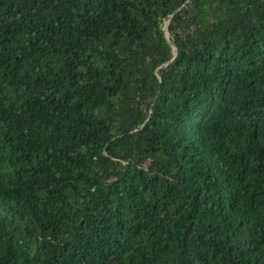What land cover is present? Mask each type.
<instances>
[{"label": "trees", "instance_id": "trees-1", "mask_svg": "<svg viewBox=\"0 0 264 264\" xmlns=\"http://www.w3.org/2000/svg\"><path fill=\"white\" fill-rule=\"evenodd\" d=\"M0 264H264V0H0Z\"/></svg>", "mask_w": 264, "mask_h": 264}, {"label": "water", "instance_id": "water-1", "mask_svg": "<svg viewBox=\"0 0 264 264\" xmlns=\"http://www.w3.org/2000/svg\"><path fill=\"white\" fill-rule=\"evenodd\" d=\"M168 24H169V20L165 22V24L162 28V32H163V35H164L165 39L167 40V42L170 44V46L174 50L173 55H172V59H173L174 56L176 55V52H175V46L172 45V43L169 41V35H168V29H167Z\"/></svg>", "mask_w": 264, "mask_h": 264}]
</instances>
